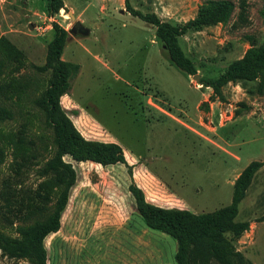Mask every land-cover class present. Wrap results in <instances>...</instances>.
Returning <instances> with one entry per match:
<instances>
[{"label":"rangeland","instance_id":"obj_1","mask_svg":"<svg viewBox=\"0 0 264 264\" xmlns=\"http://www.w3.org/2000/svg\"><path fill=\"white\" fill-rule=\"evenodd\" d=\"M0 0V233L20 238L45 219L61 188L44 172L55 152L53 128L36 99L48 86L53 26L64 28L60 59L79 64L60 104L87 139L116 142L125 163L63 159L76 172L58 231L45 237L47 264H175L176 241L149 227L135 210L131 182L162 207L210 212L231 201L246 165L250 178L226 232L228 252L264 264V92L259 78L229 81L221 96L200 80L217 78L232 61L264 42V0H231L223 21L188 29L178 42L196 68L187 75L169 59L155 28L140 14L183 24L209 0ZM79 21L87 35L72 32ZM33 264L30 258L12 260ZM195 264H221L208 253Z\"/></svg>","mask_w":264,"mask_h":264},{"label":"trees","instance_id":"obj_2","mask_svg":"<svg viewBox=\"0 0 264 264\" xmlns=\"http://www.w3.org/2000/svg\"><path fill=\"white\" fill-rule=\"evenodd\" d=\"M62 6L61 0H46V10L51 14ZM233 8L231 0H209L198 8L194 18L183 24L161 21L155 14H140V18L155 28V36L164 42L170 61L187 75H195V65L181 49L178 37L188 29H197L225 20ZM262 16L264 19V12ZM66 35L64 28L54 24L46 63L41 67L44 70L50 68L52 77L36 99L46 123L52 126L54 132L55 152L47 160L43 171L53 174L54 184L61 190L48 216L24 228L20 238H11L0 233V256L11 260L30 258L33 264H47L43 241L46 236L58 231L69 190L76 180V172L72 164L63 159L64 156H69L74 161H92L104 166L126 162L124 150L118 143L85 138L60 104L61 95L69 91L70 79L79 70V64L60 59ZM256 78H259L258 91L264 92V42L229 63L217 78L200 81L204 86L211 87L213 94L220 97L221 87L227 82ZM10 116L8 109L0 107V119ZM262 164L263 162L257 160L249 162L234 182L230 203L210 212L197 213L185 208L155 205L145 199L142 189L134 182L129 184L128 190L134 199L135 210L144 222L176 241L175 264H195L197 255L205 253L221 264H250L239 253L228 252L229 241L225 233L238 235L248 228L249 221L235 220L238 204L250 178Z\"/></svg>","mask_w":264,"mask_h":264},{"label":"water","instance_id":"obj_3","mask_svg":"<svg viewBox=\"0 0 264 264\" xmlns=\"http://www.w3.org/2000/svg\"><path fill=\"white\" fill-rule=\"evenodd\" d=\"M71 31L74 33L78 32L83 35H87L89 33V29L85 27L83 24H81L79 21L74 22ZM193 78L197 79L198 75L197 74L193 75Z\"/></svg>","mask_w":264,"mask_h":264},{"label":"crops","instance_id":"obj_4","mask_svg":"<svg viewBox=\"0 0 264 264\" xmlns=\"http://www.w3.org/2000/svg\"><path fill=\"white\" fill-rule=\"evenodd\" d=\"M0 264H14L11 259L0 256Z\"/></svg>","mask_w":264,"mask_h":264}]
</instances>
